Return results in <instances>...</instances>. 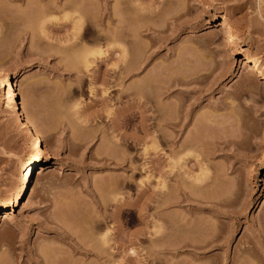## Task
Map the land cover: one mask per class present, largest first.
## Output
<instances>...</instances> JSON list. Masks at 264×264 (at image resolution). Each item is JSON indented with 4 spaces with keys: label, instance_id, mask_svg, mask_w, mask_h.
<instances>
[{
    "label": "rangeland",
    "instance_id": "obj_1",
    "mask_svg": "<svg viewBox=\"0 0 264 264\" xmlns=\"http://www.w3.org/2000/svg\"><path fill=\"white\" fill-rule=\"evenodd\" d=\"M82 1L87 3L86 10L79 9L80 0H0V205L19 189L30 152L27 135L5 107L2 87L6 81L16 85L18 108L33 118L47 153L46 166L29 194L11 212L0 214V264H34L35 252L43 246L58 250L57 264H264V225L260 223L264 224V80L253 77L255 72L247 77L241 62L257 61V70L264 75V0H180L187 6L167 0L157 11L169 17L155 18L151 23L155 28L142 22L149 31L140 27L136 35V28L142 25L126 20L131 27L127 28L125 21L124 29L137 26L133 30L136 36L116 37L118 47H114L115 39L110 47L113 40L105 41L101 32L98 36L99 29L114 28L107 14L111 8L115 10L116 2ZM68 3L75 11L70 6L66 9ZM75 7L85 13L79 17ZM39 14H44L42 34L37 30ZM63 16L70 17L63 20ZM214 16L225 17L228 30H221ZM86 19L95 26L93 31H84ZM75 20L82 21L83 31L79 23L78 27L83 33L76 32L82 37L79 46L70 47L66 39L78 28L72 29ZM189 28L193 34L188 33ZM82 45L86 51L98 48L105 54L85 70L76 65L80 70L76 72L69 56L74 50L84 51ZM119 46L127 51L122 53L125 62L119 57ZM118 59L122 62L119 68L134 67L127 77L109 73ZM172 77L189 81V85L170 88L172 83L168 86L167 80L173 82ZM130 83H140L141 101L151 107L152 111L145 112L146 131L131 110ZM167 86L169 90H165ZM176 99L182 100L183 108ZM175 102L187 122L176 145L185 131L190 133L186 132L183 140L193 145L179 156L190 152L182 166L188 172L174 168L169 176L168 163L175 152L169 142L173 133L167 127L158 132L154 125L157 116L175 112ZM155 143L156 152L152 150ZM197 153L210 176L198 192L187 180L198 173V163L192 157ZM129 157H135L134 162L128 161ZM174 175L188 181L190 187L184 181L186 192L193 189L195 194L191 193L199 195L200 203L207 204L205 210L189 204L155 210L156 182L164 181L165 201L168 194L172 201L179 193ZM208 204H220L221 208L211 209ZM184 214H191L190 220L185 218L189 225L179 223ZM163 216L166 233L158 237L152 233V223ZM104 232L111 242L103 246V263L95 256L99 248L93 254L79 247H95L93 243L98 241L96 247H102ZM93 235L99 240L93 237L90 241ZM158 238L163 246L155 249L152 243L159 244L154 241ZM115 241L120 242L117 249L113 248ZM192 245L204 249L194 251Z\"/></svg>",
    "mask_w": 264,
    "mask_h": 264
},
{
    "label": "bare ground",
    "instance_id": "obj_2",
    "mask_svg": "<svg viewBox=\"0 0 264 264\" xmlns=\"http://www.w3.org/2000/svg\"><path fill=\"white\" fill-rule=\"evenodd\" d=\"M85 1V0H84ZM116 3H115V5L117 6V7H114L115 8V10H113V8H111L110 9V11L108 10V9H106V10H108L110 13L109 14H107L108 15V20H111L112 21V24L114 25L112 28L113 29H111L110 31H109V28L107 29H105V32H104V29H103V32L101 31L102 29H99V31H98V34H99V32H101V35H103L102 37L103 38H105V41H106V38H108V40H109V42H111V40H113V43H110L111 45H110V47L112 46V44H115L116 42V45L114 46V47H118L117 45H118V41L115 39L116 37H117V39H118V37L120 38L122 35H134V36H132V37H135L136 35H138L140 32V30H141V28L140 27H142V29H146V30H150V24L151 23H154V20H155V18L156 19H158L159 18V16L160 15H162L163 17H164V15L163 14H161V13H159L160 11V7H161V9H163V7H164V5L167 3L168 4V1L167 0H146V3H145V1H144V3H142V0H141V2H139L140 0H114ZM179 1V3H181L182 5H184V4H186V3H182L181 1H183V0H178ZM193 1H195V0H193ZM201 1V0H200ZM83 1L82 0H80V5H79V9H80V6H81V10H84L85 9V7H87L88 8V6H85V4L87 5V3H86V1L84 2V3H82ZM183 2H187L188 3V1H183ZM114 3V2H113ZM200 3V2H199ZM70 5H72V4H69L68 3V5H66L65 7H66V9L68 8V6H70ZM106 5V4H105ZM114 5V4H113ZM114 5V6H115ZM188 4H186V6H187ZM199 5V4H198ZM163 6V7H162ZM166 6V5H165ZM185 6V5H184ZM71 7V6H70ZM106 7H107V5H106ZM113 7V6H112ZM73 10H74V8H73V6L71 7ZM76 8V11H78V12H80V10L77 8V7H75ZM105 8V7H104ZM117 8H119L118 10H117ZM197 8V7H196ZM65 9V8H64ZM69 10V9H68ZM86 10V9H85ZM104 10V9H103ZM113 10V11H112ZM159 12H158V11ZM75 11V10H74ZM129 11V12H128ZM189 12H190V10H188V12H187V14H189ZM85 12H83V13H78V15L79 14H81V15H83ZM186 14V15H187ZM66 15V14H65ZM81 15H79V17L81 16ZM166 17L165 18H163V19H166L167 17H169L168 15H165ZM38 18H37V20L38 21H40V25H39V22H38V26H39V28H38V26H37V30L39 29V31H40V33L42 34L43 32V30H42V28H44V21H42V19H43V17H44V14H39L38 16H37ZM70 16H63V20H66V19H68ZM191 17V16H190ZM193 17V16H192ZM160 18H161V16H160ZM193 18H196L195 16L193 17ZM193 18H190V19H192V21L193 20H195V19H193ZM213 19L214 20H216L217 22H219L222 26V29L221 30H228V28H229V25L225 22L226 21V19H225V17H219V16H214L213 17ZM71 20H73V18L71 19ZM78 21L80 20V18H78L77 19ZM82 20V19H81ZM126 20H130V22L131 23H136L137 24V22L139 21V23L142 25V26H139V27H135V26H133V27H135L136 29H137V34H136V32L135 31H133V30H135V28L134 29H132V28H129V29H127V30H125L124 29V23H125V21ZM153 20V21H152ZM76 21V20H75ZM78 21H76V22H74L76 25L72 28V29H76V27H78L80 24H81V22L82 21H80V22H78ZM84 21V20H83ZM111 21H109V22H111ZM113 21H114V23H113ZM85 24L86 25H84L85 26V32L86 31H88V30H90V28L91 27H93L94 25L92 24V22H89V23H91L92 25H89V23H88V20L86 19L85 20ZM117 24H119V26L118 25H115L116 23ZM127 22V21H126ZM142 22H150V24L148 23V25H147V23H143L142 24ZM78 23H79V25H78ZM129 21L127 22V28H128V26L131 24V23H129ZM125 25V26H126ZM146 25V26H145ZM83 26V27H84ZM115 26H118V27H116L115 28ZM144 26V27H143ZM151 26L152 27H154L155 28V26H153V24H151ZM79 27H82V25H80ZM79 27L73 32V34L71 33V35H70V39L69 38H67L66 40V43H70V47H72V46H76L77 45V43H78V46H79V42H77V41H80L81 40V34L83 33L82 31H83V27H82V31L80 32L79 30ZM129 27H131V26H129ZM151 27V28H152ZM94 28H95V26H94ZM94 28L92 29V31L94 30ZM132 29V30H131ZM153 29V28H152ZM190 29V28H189ZM191 29H193V28H191ZM187 30L188 31V33H192L193 34V31L194 30ZM130 30V31H129ZM148 30V31H149ZM155 31H156V29H154ZM197 30V29H196ZM195 30V31H196ZM144 31V30H143ZM155 31H153V32H155ZM76 32L78 33L79 32V34L80 35H78V34H76ZM147 32V31H146ZM75 33V34H74ZM104 33V34H103ZM136 34V35H135ZM196 34V33H195ZM100 34L98 35L99 37L101 36ZM189 35V34H188ZM123 37H125V36H123ZM110 38V39H109ZM114 39L116 40L115 41V43H114ZM122 40V39H121ZM120 40V41H121ZM120 41H119V43H120ZM108 42V41H107ZM96 45V44H95ZM107 45H109V44H107ZM121 45V44H120ZM122 46V45H121ZM77 47V46H76ZM82 48H83V50L84 51H82L81 52V50L79 51V52H76L73 48V50H74V52H72V53H74V54H71L73 57H71V55L69 56L70 57V59H72V60H69L70 62H72V64H70V66H71V68H73V65H74V68H77V66L76 65H79V69L81 70V68H80V65L81 66H83V68L82 69H84V68H86V67H88V66H90L91 64H93V60L95 59V58H97V57H99V58H101L102 56H104V54H105V51L103 50V51H101V49L99 50L98 48H96V49H98V50H92V49H89V48H87V49H89V51L87 50L86 51V49H84V45H82L81 46ZM80 47V48H81ZM94 48H95V46H93ZM109 47V46H108ZM71 49V48H70ZM119 49H121L120 48V46H119ZM124 50H126V49H123V47H122V49L119 51V52H121L120 53V59H121V61L122 62H125V61H123L125 58H126V56H125V58H124V53L126 54V52L127 51H125L124 52ZM75 53H77V55H75ZM123 53V54H122ZM122 55H123V60H122ZM68 57V58H69ZM89 57H93V59H91V61L90 60H88L89 59ZM120 59H118L116 62V65L114 66H111V67H113L112 69H110L111 71L109 72V73H111L113 76H115V75H117V76H115V77H120V76H126L127 77V75H130V72H132V70L134 69V67H132V68H130V66L127 64V63H125V64H127V65H125L126 66V68H123V66H121L122 68H119L117 65L118 64H122V62L120 61ZM126 60V59H125ZM120 61V62H119ZM241 62H242V65H243V67L245 68V70H246V73H247V77H252V72H255V73H257V74H255V76L253 75V77H259V79H261V80H264V75L263 74H259V72H258V68H257V66H258V62L257 61H255V60H252L251 62H246L244 59L243 60H241ZM114 64H115V62H114ZM112 65V64H111ZM76 66V67H75ZM127 67H128V72L126 73V71H127ZM131 71H130V70ZM165 71H167V67L165 66ZM74 70H76V72H78V71H80V70H78V68L77 69H74ZM85 70V69H84ZM87 70V69H86ZM164 70V69H163ZM164 71V72H165ZM107 73V72H106ZM120 74H122V75H120ZM127 74V75H126ZM107 75V74H106ZM110 77H111V75H110ZM122 78V77H121ZM174 77H172V80H174L173 82H171V81H169L168 82V80H167V85H168V83H172L171 84V86H169L170 88H172L173 87V89L178 85H181L182 86V84H185L186 82H183V80H180L179 78H175V79H173ZM168 79H169V77H168ZM171 79V78H170ZM191 80H193V79H191ZM105 82H106V80H104ZM136 81H134V83H135ZM189 82V81H188ZM187 82V83H188ZM193 82H195V80H193ZM192 82V83H193ZM186 83V84H187ZM106 84H108V83H106ZM131 84V83H130ZM138 84V83H137ZM134 85V84H131V85H133L132 86V88H131V96H133V101L132 102H130V103H132V105H131V110L132 111H135L134 113H135V116H136V118H138L139 119V126H140V128L142 129V130H144V131H146L145 129H147L148 127H146V125H145V122H144V120L146 119V117H145V112L148 110V111H152L151 110V107L150 108H148L147 106V104L146 103H144L143 101H141L143 98H141L142 96V88H141V86H138V85ZM187 85H189V83L187 84ZM167 86V89H165V90H169L170 88ZM186 86V85H185ZM131 87V86H130ZM129 87V88H130ZM140 87V88H139ZM3 88V98H4V100H5V107H6V109H7V112L10 114V116L12 117V116H14L15 118H16V121H17V123H18V129L19 130H21V131H23L26 135H27V141H28V144H29V147H30V152H29V155L27 156V158H26V160H25V162H24V165H23V172H22V174H21V176H20V180H19V182H20V187H19V189L18 190H16V191H13V192H11L9 195H7V200H6V202L4 203V204H1L0 205V214H8L9 212H11L15 207H18V205H19V203H20V201L23 199V198H25L28 194H29V192L32 190V188H33V186L35 185V183H37L36 181H37V177H39L40 175H41V173H42V171L44 170V167L46 166V158H47V153H46V149L41 145V140H40V133L34 128V123H33V118L31 119L30 117H28L26 114V116L24 115V113H22V111L20 110V108H18V102L16 101V97H15V93H14V88H16V85H14V83H12V82H8V81H6V84H5V87L3 86L2 87ZM165 88H166V86H165ZM178 88V87H177ZM191 89H193V88H191ZM179 90H180V88H179ZM129 92H130V90H129ZM190 92H191V90H190ZM166 93V92H165ZM131 100H132V98H131ZM130 100V101H131ZM177 100V99H176ZM180 100V101H179ZM177 101H179V102H177V103H179L178 105L181 107V108H183L182 106H184V104H183V102H182V100L181 99H178ZM177 103L175 102L174 104H176V108L178 107L177 106ZM145 104L147 105V106H145ZM174 107H175V105H174ZM174 107H172V108H174ZM179 107V108H180ZM147 108V109H146ZM157 112V111H156ZM171 112H173V113H171ZM167 113H170L169 115H165V116H163V114H162V116L160 117V116H157L156 118H157V122H155V128H158V132H159V130H160V128L161 127H167L169 130H171L172 131V133H173V135L171 134V132H170V136H173V137H171V139L172 140H170L169 142L171 143V145L170 146H172L173 147V151H175L174 152V154L172 155V159L170 160L171 161V163L169 164L168 163V165H170V166H168V171L171 173V175H169V176H173V174H174V171L173 170H176L177 168H178V170H179V167L181 168V169H183V165H185L186 164V162H184V164H183V160H184V157H188V159H189V153H184V154H188L187 156L185 155H183L182 157L183 158H181V157H179V156H181V151L182 150H184V149H186V148H188L190 145L192 146L193 144H192V141H184L183 140V138L185 137L186 138V134L187 133H190V132H188V131H185V135H184V137L182 138V140H181V143L177 146L176 144H177V142L179 141L178 139V141L176 142V138L178 137V136H182V132L184 131L183 129L185 128H187L186 127V124H187V122H186V114H184V115H181L180 113H179V111H178V108L177 109H175V112L174 111H168ZM157 115V114H156ZM30 116V115H29ZM155 118V117H154ZM211 122H213V121H211ZM34 125H33V124ZM213 124H214V122H213ZM195 129V128H194ZM157 130V129H156ZM161 131V130H160ZM187 132V133H186ZM193 132H195V130L193 131ZM180 134V135H179ZM192 136H193V134H191ZM169 136V137H170ZM187 137H188V135H187ZM132 138H134V137H132ZM180 138V137H179ZM184 138V139H185ZM189 138V137H188ZM198 138V137H197ZM200 138V137H199ZM170 139V138H169ZM168 139V140H169ZM191 139H192V137H191ZM132 140V139H131ZM158 140H159V137H158ZM201 140V139H200ZM184 141V142H183ZM132 142H134V140H132ZM156 142V141H155ZM202 142V141H201ZM232 142V141H231ZM230 141H229V143H231ZM158 143H160L159 141H158ZM228 144V143H227ZM228 145H232V143L231 144H228ZM200 146V145H199ZM172 147H171V152H172ZM176 147L178 148V150H180L179 152L178 151H176L175 149H176ZM196 147V146H195ZM157 148H158V144L157 143H155V145L153 146V148H152V150L153 151H157ZM193 148V147H192ZM144 150V149H143ZM193 150V149H192ZM197 150V149H196ZM144 151H146V150H144ZM186 152V151H185ZM194 152V151H193ZM199 153V152H198ZM193 154V159L194 160H196V162L198 163V173L197 174H195V175H190V177L187 179V180H191V186L192 187H194L193 189H195V190H197L198 188L200 189V186L202 185L203 186V183H204V185H206V184H208V180H210L209 179V177H208V173L206 172V169H204V167L202 168V166H201V163H200V160H199V157H201L199 154ZM180 154V155H179ZM201 154V153H200ZM174 155L175 156H177L176 158L174 157ZM202 155V154H201ZM191 156V155H190ZM133 157V156H132ZM209 156L207 155V158H208ZM130 158V157H129ZM128 158V159H129ZM135 158V157H134ZM134 158H130L128 161H130L131 163L132 162H134ZM185 158V159H186ZM202 158V157H201ZM187 160V159H186ZM206 160V159H205ZM169 161V162H170ZM181 161H182V163H181ZM181 163V164H180ZM179 165V166H178ZM178 166V167H177ZM184 167H186V166H184ZM174 168H176V169H174ZM181 169H180V171H181ZM184 169H186V168H184ZM183 169V170H184ZM177 170V171H178ZM176 171V172H177ZM176 172H175V174H176ZM179 172V171H178ZM177 172V173H178ZM184 172L185 173H187L186 172V170H184ZM182 174V173H181ZM208 174V175H207ZM185 175V174H184ZM174 176H176L177 177V179H178V176H179V174H178V176L177 175H174ZM186 176L188 177V174H186ZM185 176V177H186ZM160 177V176H159ZM176 177H174L175 179H176ZM182 177V179H180V177H179V179L177 180H175L174 178V182H175V184L176 185H174V186H176L175 187V189H178L179 190V193H177L178 195H179V197H180V199L178 200V198H176L178 195L177 194H175V198H173L172 199V201L171 200H169L170 198H169V194H168V201H165V200H167V199H165V197H166V195H167V193H165L166 191L164 190L163 191V188L165 189V186L163 185V180H161V182L160 183H158V182H156V185L157 186H155V187H159L158 189H156V190H158V192H154L155 194L154 195H156V197H157V199L155 200L154 199V201H155V204H156V206L154 205V208H155V210H157L158 209V211L157 212H159V209H161V207H163V208H165L166 206V208L168 209L169 208V206H174V208L175 207H180L181 205H183V207L185 206V204H189V207H196V209H198V210H205L206 209V205L207 204H204V203H200L201 201L197 198L199 195H197V196H195L194 194V191H192V190H190V191H188V192H186L187 191V186H186V183L185 182H187L188 183V181H185L184 180V177L183 176H181ZM186 177V178H187ZM214 177V176H213ZM171 178V177H170ZM185 178V179H186ZM147 179V178H146ZM159 179V178H158ZM157 179V180H158ZM215 180V179H214ZM185 181V182H184ZM173 182V181H172ZM210 182V181H209ZM213 183H214V181H212ZM111 183V182H110ZM113 183V182H112ZM173 184V183H172ZM189 184V183H188ZM211 184V183H210ZM209 184V186H211ZM109 185V184H108ZM112 185V187L114 186L113 184H111ZM110 185V186H111ZM164 186V187H163ZM109 187V186H108ZM171 187V186H170ZM189 187H190V184H189ZM188 187V188H189ZM215 187V183L213 184V188ZM210 187H208V189H209ZM110 189V188H109ZM108 189V190H109ZM167 189V188H166ZM173 189H174V187H173ZM190 189V188H189ZM204 189V188H203ZM112 190V189H111ZM201 190V189H200ZM114 191V190H113ZM172 191V190H171ZM173 191H175V190H173ZM177 192V191H176ZM191 192H193L194 194H192ZM197 192H198V190H197ZM170 193V192H169ZM171 194V193H170ZM174 194H172L171 196H173ZM155 197V196H154ZM116 200V199H115ZM118 201L119 200H116V202L115 203H117L118 204V207H119V203H118ZM135 202V201H134ZM208 202V201H207ZM212 202V201H211ZM99 203H101V202H99ZM131 203H133V202H131ZM199 203L200 204H203V205H201V206H204V207H201L200 205H199ZM217 203H218V201H217ZM223 203H224V201H223ZM134 204L135 203H133V204H131V206L133 207L134 206ZM214 204V203H213ZM216 204V203H215ZM221 204V203H220ZM220 204L219 205H214L216 208H218L219 206H220ZM100 205V204H99ZM104 204H102V206H103ZM199 205V206H198ZM209 205V204H208ZM211 205V204H210ZM209 205V206H210ZM101 206V205H100ZM101 206V207H102ZM165 206V207H164ZM213 206V207H214ZM218 206V207H217ZM221 206H222V204H221ZM117 207V208H118ZM188 207V208H189ZM208 207V206H207ZM213 207H212V205H211V209H213ZM116 208V209H117ZM165 208V209H166ZM185 208V207H184ZM219 208H221V207H219ZM118 209H120V208H118ZM165 209H163L162 211H164ZM173 209V208H172ZM195 208H194V210H196ZM191 209H189V212H191L190 211ZM208 210H210V209H208ZM215 210H217V209H215ZM161 211V210H160ZM218 211V210H217ZM117 212V211H116ZM157 212H155V214H157ZM162 214H163V212H161ZM185 213H186V211H185ZM208 213V212H207ZM215 213V212H214ZM218 213V212H217ZM217 213H215V214H217ZM118 213H116V215H117ZM161 214V215H162ZM212 214H213V212H212ZM220 214V213H219ZM160 215V214H159ZM160 215V216H161ZM164 215V214H163ZM181 215V214H180ZM183 215V214H182ZM185 215V214H184ZM191 215V214H190ZM189 215V216H190ZM209 215H211V214H209ZM189 216H187L188 218H189ZM117 217V216H116ZM157 217V216H156ZM187 217H186V215H185V217L184 216H182V217H180V220L181 221H179V223H185L186 225H189V224H187L188 222V220H186L187 219ZM205 217V216H204ZM158 218H159V216H158ZM167 218V217H166ZM186 218V219H185ZM206 218V217H205ZM214 218V217H213ZM216 218V217H215ZM201 219V218H200ZM162 220H165V218H164V216L163 217H161V220L160 219H156V222L154 223H152V228L155 230H153V234H156L158 237H160V235L163 233V227H162V224H161V221ZM189 220H190V218H189ZM193 220V218L191 219V221ZM198 220V219H197ZM205 220V222H206V219H204ZM193 221H195V220H193ZM200 221V220H199ZM116 222H118L117 220H116ZM163 222H166V221H163ZM201 222V221H200ZM192 223V222H191ZM202 223H204L203 221H202ZM207 223V222H206ZM206 223H204V224H206ZM260 223H262V225H264L263 224V222H260ZM182 224V225H183ZM185 224L183 225V226H185ZM193 224V223H192ZM260 224H258V226H259ZM261 225V226H262ZM169 226V225H168ZM191 226V225H190ZM166 227V226H165ZM164 227V228H165ZM260 227V226H259ZM258 227V228H259ZM166 229V228H165ZM171 229H172V227H171ZM171 229H170V231H171ZM262 229V228H261ZM260 230V229H259ZM165 232V231H164ZM172 232V231H171ZM262 232V231H261ZM166 233V232H165ZM262 233H264V229H263V232ZM169 234V233H168ZM173 234V233H172ZM155 235V237H157ZM99 236H100V234H99ZM161 236H163V235H161ZM89 237H91V236H89ZM93 237H94V239H93ZM95 235H93L91 238H89L90 239V241H91V239H93V240H95ZM101 239V241H100V245H102V247H96V245L99 243V241H98V243L96 242H92L93 244H95V247H94V245L92 246V247H88V249H86L87 247H85V248H83L82 246L81 247H79L80 249H81V251L83 250V252L85 251L86 253H90V252H92L93 254H94V252H96L95 253V256L98 258V260H102L103 258H104V256L106 255V252L104 251V253L102 252V249H104V247L103 246H106V245H109L110 244V242H111V238L109 237V235H107L105 232L103 233V236L100 238ZM97 240H99L98 238H97ZM97 240H95V241H97ZM157 240H159V242H161L162 240H160V238H158V239H156V240H154L156 243H159V242H157ZM204 240V239H203ZM153 241V242H154ZM202 241V240H201ZM208 241H210V239L208 240ZM211 241H213V240H211ZM88 242V241H87ZM204 242H207L206 241V239H205V241ZM91 243V242H90ZM89 243V244H90ZM192 243V242H191ZM199 243V242H198ZM202 243H203V241H202ZM213 242H211V244H212ZM76 244V243H75ZM192 244H194V243H192ZM197 244V243H196ZM208 244H209V242L206 244L207 246H208ZM210 244V245H211ZM78 244H76V246H77ZM99 245V246H100ZM161 245L163 246V244L161 243ZM160 245V243L159 244H157V245H155V243H152V247L154 246V248H155V246H156V248L157 247H160L161 246ZM75 246V247H76ZM78 246H80V245H78ZM85 246V245H84ZM90 246V245H89ZM120 246V242L118 243L117 241H115V245H113V248L115 249H117L118 247ZM161 246V247H162ZM47 247H49V249L47 248ZM46 248H44V246L43 247H38L37 248V250H36V252H35V257L33 258V263L34 264H57L56 262L58 261V254H57V252L56 251H58V250H55V248L53 249L52 247H50V246H47ZM160 247V248H161ZM195 247L196 246H194L193 247V245H192V249L194 250V251H196L199 247H197V249H195ZM201 248H199L200 250H202L203 251V247H205V243H204V245H203V247L202 246H200ZM51 248V249H50ZM79 248H77V250L79 249ZM96 248H99V249H101V251L99 250V249H96ZM155 248V249H156ZM160 248H157V249H160ZM94 249H96L95 251H94ZM94 251V252H93ZM99 251V252H98ZM159 251V250H158ZM198 252V251H197ZM201 252V251H200ZM132 253V252H131ZM203 253V252H202ZM45 254H50L49 256H47L46 257V255ZM55 254H56V256H55ZM85 255V254H84ZM87 256V255H86ZM112 256V255H111ZM48 257H50V258H48ZM107 257L109 258L110 257V254H108V256H106V259H107ZM57 258V259H56ZM264 258V257H263ZM69 260V259H68ZM97 260V259H96ZM70 261V260H69ZM68 261V262H69ZM96 262H98V261H96ZM102 262L104 263L105 262V259H104V261L102 260ZM101 261H99V263H102ZM73 263V262H72ZM68 264H70V262L68 263Z\"/></svg>",
    "mask_w": 264,
    "mask_h": 264
}]
</instances>
